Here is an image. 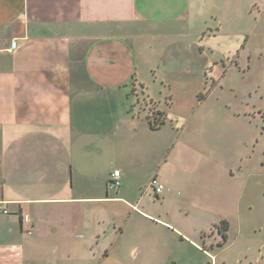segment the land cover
<instances>
[{
    "label": "crops",
    "instance_id": "1",
    "mask_svg": "<svg viewBox=\"0 0 264 264\" xmlns=\"http://www.w3.org/2000/svg\"><path fill=\"white\" fill-rule=\"evenodd\" d=\"M241 1L0 0V264H183L173 234L200 251L187 217L151 214L125 196L141 180L151 192L158 178L164 190L154 194L166 201L183 162L174 126L152 130L139 104L157 83L173 98L178 80L139 77L138 53L165 44L192 73L194 37L253 30Z\"/></svg>",
    "mask_w": 264,
    "mask_h": 264
},
{
    "label": "rangeland",
    "instance_id": "2",
    "mask_svg": "<svg viewBox=\"0 0 264 264\" xmlns=\"http://www.w3.org/2000/svg\"><path fill=\"white\" fill-rule=\"evenodd\" d=\"M239 6L240 15L250 13L253 30L194 37L198 49L187 56L193 60L187 61L192 73L183 74L171 63L181 58L165 53V44L138 53V76L147 82L154 77L159 82L167 77L192 80L187 85L177 81L174 99L168 101L160 83L145 90L177 132L172 148L183 162L173 169V191L165 189L169 195L164 201L142 187L144 180L124 188L126 198L142 210L148 206L151 211H145L169 214L177 222L187 217L186 234L200 251L182 234H173L175 255L180 256V245L187 251L183 264H264V0H242ZM145 96L139 98L142 107ZM160 143L162 157L166 142ZM134 219L142 220L138 215ZM223 220L230 224L226 243L213 229ZM161 261L172 264V259Z\"/></svg>",
    "mask_w": 264,
    "mask_h": 264
},
{
    "label": "trees",
    "instance_id": "3",
    "mask_svg": "<svg viewBox=\"0 0 264 264\" xmlns=\"http://www.w3.org/2000/svg\"><path fill=\"white\" fill-rule=\"evenodd\" d=\"M143 100L145 101V105L149 108L148 111L150 115L147 119L149 121L150 128L152 130H158L162 125L166 123L167 117L158 109V104L156 102L148 100L146 97ZM217 229L222 235L224 243H226L228 240L227 232L230 229V224L227 221H223Z\"/></svg>",
    "mask_w": 264,
    "mask_h": 264
},
{
    "label": "built area",
    "instance_id": "4",
    "mask_svg": "<svg viewBox=\"0 0 264 264\" xmlns=\"http://www.w3.org/2000/svg\"><path fill=\"white\" fill-rule=\"evenodd\" d=\"M120 175H121V172L119 170H117L113 173L112 179L110 180V187L111 188L118 189L120 187V185H121ZM151 187L154 189L156 195H160L163 193L164 185L160 182V180L158 178L152 179ZM3 212L6 214L8 213V211L6 209ZM24 220H25V222L30 221L28 216H25Z\"/></svg>",
    "mask_w": 264,
    "mask_h": 264
}]
</instances>
